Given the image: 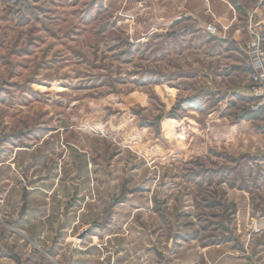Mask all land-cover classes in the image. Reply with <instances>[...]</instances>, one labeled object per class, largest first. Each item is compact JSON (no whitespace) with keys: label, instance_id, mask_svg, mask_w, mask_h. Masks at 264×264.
I'll return each instance as SVG.
<instances>
[{"label":"rangeland","instance_id":"374dc122","mask_svg":"<svg viewBox=\"0 0 264 264\" xmlns=\"http://www.w3.org/2000/svg\"><path fill=\"white\" fill-rule=\"evenodd\" d=\"M200 1L0 0V264H264V0Z\"/></svg>","mask_w":264,"mask_h":264},{"label":"crops","instance_id":"0c3cea01","mask_svg":"<svg viewBox=\"0 0 264 264\" xmlns=\"http://www.w3.org/2000/svg\"><path fill=\"white\" fill-rule=\"evenodd\" d=\"M218 5L219 3L214 1L201 0L199 6L195 8L194 7L191 8L190 11H187V9L184 8L185 12L181 11L174 14L173 22L178 21L182 17L184 18L189 17L195 19V24H198L197 28L205 30L206 26L209 24L208 22L212 21V19L215 17L218 20V22L221 24V26L225 28V29L223 27L222 29L220 28L219 38L222 39L224 37H228L232 40H235L238 43L237 36L239 35L240 28L238 27L239 25H236L237 16L235 15L233 7H231V9L228 10L229 13H227L223 11V9L220 11H216V6ZM212 6L214 10L211 8Z\"/></svg>","mask_w":264,"mask_h":264},{"label":"built area","instance_id":"2783aa9c","mask_svg":"<svg viewBox=\"0 0 264 264\" xmlns=\"http://www.w3.org/2000/svg\"><path fill=\"white\" fill-rule=\"evenodd\" d=\"M208 32L216 35L218 30L215 26L209 25ZM250 41L248 44L249 60L252 67V92L256 97H264V50L261 35L255 28L249 26ZM264 103V98L262 99Z\"/></svg>","mask_w":264,"mask_h":264}]
</instances>
